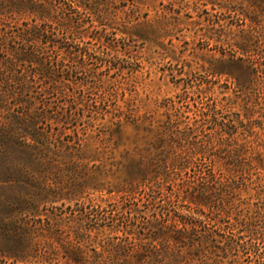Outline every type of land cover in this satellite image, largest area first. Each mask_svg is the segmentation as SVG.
I'll return each mask as SVG.
<instances>
[{
  "label": "rangeland",
  "instance_id": "rangeland-1",
  "mask_svg": "<svg viewBox=\"0 0 264 264\" xmlns=\"http://www.w3.org/2000/svg\"><path fill=\"white\" fill-rule=\"evenodd\" d=\"M60 1L71 52L0 63V264H256L264 218L227 258L174 230L264 199V0Z\"/></svg>",
  "mask_w": 264,
  "mask_h": 264
},
{
  "label": "trees",
  "instance_id": "trees-1",
  "mask_svg": "<svg viewBox=\"0 0 264 264\" xmlns=\"http://www.w3.org/2000/svg\"><path fill=\"white\" fill-rule=\"evenodd\" d=\"M1 1V0H0ZM12 0L10 3L6 4L0 2V48L2 50L8 51L12 55V58L7 57L6 59H0V63L5 62L8 68L12 67L14 64L13 59L20 61H29V62H37L38 64H43L44 60L47 59L44 54L45 47L52 46L53 48H65V52L70 53V49L66 47L68 38L70 35L74 36L75 29H77L76 25H71L70 22L66 19H59V15H61L63 10V6L59 5L61 2L58 0ZM72 3L74 0H69ZM67 4L65 8L71 9L72 4ZM77 4V3H75ZM55 5H58L57 7ZM78 6V4L76 5ZM17 12V13H28V15L34 16V18L38 17L40 19L39 22H35V19L32 17L30 23L28 21H23V27H19L16 30V34L14 29L9 27L6 19L2 16L6 12ZM45 17H49V19H45ZM63 18V17H62ZM59 41V45H56L55 42ZM19 44V45H18ZM45 44V45H43ZM18 46L21 49L18 51ZM61 51V50H60ZM44 55V56H43ZM48 64V69L52 68V64ZM242 125V121H240ZM218 124L222 128L226 134L231 136L234 131L227 128V123L225 121H219ZM229 145V144H228ZM229 152V149H227ZM240 156V155H238ZM239 159V158H237ZM256 163L245 159L241 160L244 162L243 167H241L242 171L250 172L251 170L256 171L259 166L263 165L264 159L260 157V154L256 157ZM211 178L214 182H218L219 180L215 176L214 173H211ZM259 178V177H258ZM261 179V178H260ZM263 179V178H262ZM208 193H202L203 196H206ZM264 194V193H263ZM262 204V205H260ZM260 204H256L255 209L246 213V215L242 217H235V222L231 221V217L229 215V211H225V216L221 215L222 210L217 206H213L210 209V212L204 211L201 207L197 208L194 211L198 216H202V219L195 220H182L180 224H175V237L178 239H189L190 241H197L199 245H204L208 249H213V251L220 250L222 252L223 258H227L229 255H236L233 251L237 249L241 243L238 240L244 239V235L241 232L248 231L254 234L256 231V225L259 221L263 220V215L261 210L264 211V199ZM232 227L233 229H237L234 232L235 238L232 239H224L223 230ZM264 235V232H262ZM245 243H249L252 246H257L259 241L255 237H250L245 241ZM258 261L256 264H264V256L259 255ZM230 264H242L237 263L235 259L229 261Z\"/></svg>",
  "mask_w": 264,
  "mask_h": 264
}]
</instances>
